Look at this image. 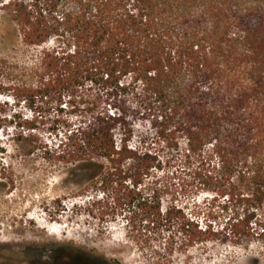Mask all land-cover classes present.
<instances>
[{
	"label": "trees",
	"instance_id": "obj_1",
	"mask_svg": "<svg viewBox=\"0 0 264 264\" xmlns=\"http://www.w3.org/2000/svg\"><path fill=\"white\" fill-rule=\"evenodd\" d=\"M0 6L23 44L39 48L30 62L0 57V130H21L16 141L28 155L41 152L64 164L65 182L83 195L94 192V204L129 212V225L136 218L157 229L178 225L187 246L211 239L217 235L211 225L200 228L182 208H163L147 194L160 161L132 144L136 101L157 118L163 142L183 153L189 186L243 210L228 219L226 239L252 234L264 210V0H0ZM67 99L90 115L54 149L34 133Z\"/></svg>",
	"mask_w": 264,
	"mask_h": 264
},
{
	"label": "rangeland",
	"instance_id": "obj_2",
	"mask_svg": "<svg viewBox=\"0 0 264 264\" xmlns=\"http://www.w3.org/2000/svg\"><path fill=\"white\" fill-rule=\"evenodd\" d=\"M38 52L23 44L17 25L0 6V57L30 62ZM133 103L132 144L150 148L160 161L146 182L147 194L158 197L163 208H182L200 228L211 225L217 235L187 246L178 225L157 229L139 218L129 225V212L94 204V192L83 195L64 181V164L45 160L41 152L28 155L16 141L22 131L9 127L0 130V264H264V210L252 221L250 236L226 239L228 219L243 210L189 186V176L181 173L183 153L170 149L159 137L157 118ZM62 107L48 112L34 133L54 149L90 115L68 99ZM86 255L95 260L88 262Z\"/></svg>",
	"mask_w": 264,
	"mask_h": 264
}]
</instances>
